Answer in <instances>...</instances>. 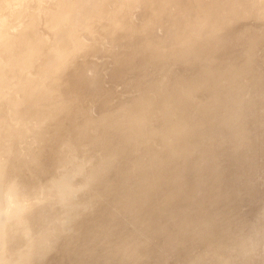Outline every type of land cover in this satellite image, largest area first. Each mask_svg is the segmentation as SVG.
<instances>
[{"label":"water","instance_id":"water-1","mask_svg":"<svg viewBox=\"0 0 264 264\" xmlns=\"http://www.w3.org/2000/svg\"><path fill=\"white\" fill-rule=\"evenodd\" d=\"M167 3L0 60V264H264V0Z\"/></svg>","mask_w":264,"mask_h":264},{"label":"bare ground","instance_id":"bare-ground-1","mask_svg":"<svg viewBox=\"0 0 264 264\" xmlns=\"http://www.w3.org/2000/svg\"><path fill=\"white\" fill-rule=\"evenodd\" d=\"M108 0H0V60L7 57L10 51H13L14 40L26 34L22 27L28 22H33L41 9L46 4H53L59 9L61 17L64 20L58 26L60 30L70 29L77 25L84 15ZM135 0H123L128 7ZM158 6L166 8L167 2L172 0H147ZM161 9V10H162ZM67 18V19H66ZM11 205V199L8 197L4 206H0V216L7 211Z\"/></svg>","mask_w":264,"mask_h":264},{"label":"rangeland","instance_id":"rangeland-1","mask_svg":"<svg viewBox=\"0 0 264 264\" xmlns=\"http://www.w3.org/2000/svg\"><path fill=\"white\" fill-rule=\"evenodd\" d=\"M239 209L242 211V213H243V212H247V209H248V203H247V202L242 203V204L240 205V208H239Z\"/></svg>","mask_w":264,"mask_h":264}]
</instances>
